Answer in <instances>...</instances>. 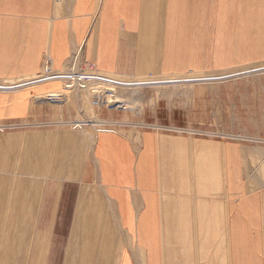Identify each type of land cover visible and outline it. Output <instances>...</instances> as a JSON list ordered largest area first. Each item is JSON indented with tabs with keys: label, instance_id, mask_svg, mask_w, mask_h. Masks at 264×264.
<instances>
[{
	"label": "crops",
	"instance_id": "crops-1",
	"mask_svg": "<svg viewBox=\"0 0 264 264\" xmlns=\"http://www.w3.org/2000/svg\"><path fill=\"white\" fill-rule=\"evenodd\" d=\"M75 50L105 75L237 70L243 121H81L63 79L0 85V264H264V185L238 171L259 146L244 141H264V0H0V80L59 71ZM194 88L187 119L216 115Z\"/></svg>",
	"mask_w": 264,
	"mask_h": 264
},
{
	"label": "rangeland",
	"instance_id": "rangeland-1",
	"mask_svg": "<svg viewBox=\"0 0 264 264\" xmlns=\"http://www.w3.org/2000/svg\"><path fill=\"white\" fill-rule=\"evenodd\" d=\"M75 55L76 50L73 52L67 65L59 71L54 72L45 68L41 75L34 78L10 81L0 80V85L8 87L30 80L46 81L54 78L63 79L67 87L65 90L67 93H61L62 98L64 97L66 101H73L76 107L77 119L81 121H86V119L95 120L97 110H101L104 114L103 117L106 118L108 109H112L118 117L124 116L125 119L144 124L172 126L176 128L190 126V130L210 133L217 132L220 134L224 131L240 129L239 125L231 127V123L239 124L243 121V119L238 118H243V91L245 92L249 88L243 89V73L241 74L237 70L184 73L185 75L147 76L143 78L117 74L105 75L107 73L102 74V72L96 71L94 67L82 65L80 57L76 60ZM241 70H243V67ZM74 74L85 76V78L75 80L70 76ZM186 74H198L201 77L196 79H203L204 81H186L187 78H191ZM256 75L260 76L255 79H264V73ZM220 76L223 79H218ZM104 78L135 84H116L106 81ZM165 80H179V82H163ZM223 80H228L229 84L219 88L218 86H213L218 85L214 84L215 81ZM151 81L162 82L145 83ZM199 86L203 88L202 93H204V96H212V100H210L212 101L213 109L216 110V115L211 114L210 118H203L202 116L199 120L187 119L189 116H192L190 114L191 98L196 91L194 87ZM105 87L110 89H104ZM54 95H56V99L61 98V96H58V93H54ZM204 107L207 108L206 104H204ZM230 107L235 109L232 112L233 117L236 118L235 121H231L227 114V109ZM193 117L197 119L198 115H193ZM217 136L227 140L236 139V141H241L239 138ZM241 142L243 143V141ZM244 142L246 146L255 147L256 144L259 145L258 148H245L243 151L244 165L243 168L238 169V171L242 172V183H247L249 188L253 190L264 185V141ZM263 189L260 188L258 191H262Z\"/></svg>",
	"mask_w": 264,
	"mask_h": 264
},
{
	"label": "water",
	"instance_id": "water-1",
	"mask_svg": "<svg viewBox=\"0 0 264 264\" xmlns=\"http://www.w3.org/2000/svg\"><path fill=\"white\" fill-rule=\"evenodd\" d=\"M50 69H51V63H50V61H47L46 70H50ZM104 80L112 82V83H116V84H124V85H126V84H135V83L118 82V81H114V80H110V79H106V78H104ZM157 82H162V81H151V82H145V83H157Z\"/></svg>",
	"mask_w": 264,
	"mask_h": 264
},
{
	"label": "bare ground",
	"instance_id": "bare-ground-1",
	"mask_svg": "<svg viewBox=\"0 0 264 264\" xmlns=\"http://www.w3.org/2000/svg\"><path fill=\"white\" fill-rule=\"evenodd\" d=\"M76 56V57H75ZM74 57L76 58V60H78L79 59V57H80V51L79 50H76V55H75ZM77 64V63H76ZM73 74V73H72ZM71 76V78H74L75 80L77 79V80H81V78H85V76H81V75H78V74H74V75H70ZM104 89H110V88H104ZM182 92V91H181ZM106 98H107V96H106Z\"/></svg>",
	"mask_w": 264,
	"mask_h": 264
},
{
	"label": "built area",
	"instance_id": "built-area-1",
	"mask_svg": "<svg viewBox=\"0 0 264 264\" xmlns=\"http://www.w3.org/2000/svg\"><path fill=\"white\" fill-rule=\"evenodd\" d=\"M91 69H93V68H91Z\"/></svg>",
	"mask_w": 264,
	"mask_h": 264
}]
</instances>
